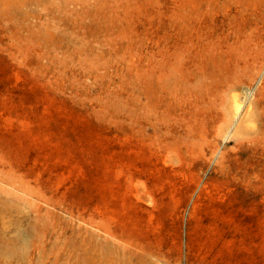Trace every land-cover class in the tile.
<instances>
[{
	"label": "rangeland",
	"instance_id": "1",
	"mask_svg": "<svg viewBox=\"0 0 264 264\" xmlns=\"http://www.w3.org/2000/svg\"><path fill=\"white\" fill-rule=\"evenodd\" d=\"M0 264H264V0H0Z\"/></svg>",
	"mask_w": 264,
	"mask_h": 264
},
{
	"label": "bare ground",
	"instance_id": "2",
	"mask_svg": "<svg viewBox=\"0 0 264 264\" xmlns=\"http://www.w3.org/2000/svg\"><path fill=\"white\" fill-rule=\"evenodd\" d=\"M220 37H221V36H220ZM242 44H243V43H242ZM238 50H239V49H238ZM230 51H231V50H230ZM224 53H226V52H224ZM226 54H227V53H226ZM228 56H229V55H228ZM230 82H232V80H231ZM230 82H229V84H226L227 89H230V88H232L234 85L236 86V84H237V83L235 84L234 82H233L234 84H233V83H230ZM238 83H239V82H238ZM245 93H246V92H245ZM245 93H244V95H243V96H244V99H243L242 101H244V100L246 99V96L248 95V94H245ZM236 95H237V94H236ZM236 95H235V96H236ZM232 98H233V97H232ZM241 98H242V97H241ZM234 101H235V100H234ZM238 101H240V100H237L238 105H240V102H238ZM242 101H241V102H242ZM239 107H240V106H238V109H239ZM223 115H224V114H223ZM225 116H226V115H225ZM256 129H257V128H256ZM228 136H229V134L226 135L225 138H227ZM215 172H216V171H215ZM215 172H214V173H215ZM107 230H108V229H107ZM108 231H109V230H108ZM109 232H110V231H109ZM114 232H115V231H114ZM114 232L111 231L110 234H112V235L114 236V238H115L116 235H115ZM121 253H122V252H121Z\"/></svg>",
	"mask_w": 264,
	"mask_h": 264
}]
</instances>
